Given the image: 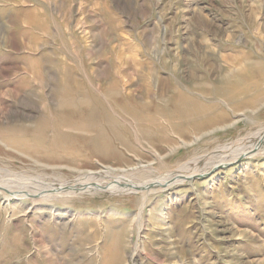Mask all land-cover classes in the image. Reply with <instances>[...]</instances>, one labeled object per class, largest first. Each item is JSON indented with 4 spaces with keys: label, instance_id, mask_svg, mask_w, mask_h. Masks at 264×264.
I'll use <instances>...</instances> for the list:
<instances>
[{
    "label": "rangeland",
    "instance_id": "1",
    "mask_svg": "<svg viewBox=\"0 0 264 264\" xmlns=\"http://www.w3.org/2000/svg\"><path fill=\"white\" fill-rule=\"evenodd\" d=\"M240 62L262 73L241 72ZM179 95L188 115L169 126ZM260 129L264 0H0L1 185L57 189L89 172L105 185L106 168L134 165L149 166L126 176L136 184L170 171L205 175L53 201L0 190V264H264ZM141 204L138 231L130 221Z\"/></svg>",
    "mask_w": 264,
    "mask_h": 264
},
{
    "label": "bare ground",
    "instance_id": "2",
    "mask_svg": "<svg viewBox=\"0 0 264 264\" xmlns=\"http://www.w3.org/2000/svg\"><path fill=\"white\" fill-rule=\"evenodd\" d=\"M241 63H243V65H241V67L238 65V64H241ZM237 65L240 67V68H243L242 70H241V72H243V70L244 71H246V73H251L252 74V72L254 71L253 69L254 68H256V66H255V64L254 63H250V64H248V63H244V62H240V63H238ZM248 64V65H247ZM236 70V69H235ZM238 70H239V68H238ZM256 71H258V72H260V73H262V71H259V70H257V68H256ZM255 72V71H254ZM231 74V73H230ZM229 75V74H228ZM226 77V76H225ZM229 77V76H228ZM176 80V79H175ZM229 79H225L224 80V83H226L227 81H228ZM181 85V84H180ZM140 86V85H139ZM175 86V85H174ZM225 86V85H224ZM177 87V86H176ZM176 87H174V88H176ZM230 85H226V89L224 88L223 89V91L226 93V97H228V98H231L232 97V95L234 94V92L235 91H233V90H231L230 88ZM178 88V87H177ZM189 89V88H188ZM235 89V88H234ZM243 89V88H242ZM65 90V89H64ZM229 90V91H228ZM232 92H231V91ZM61 91V90H60ZM242 91H245V89H243ZM68 92V91H67ZM106 92V91H105ZM174 92V91H173ZM182 92V91H181ZM216 92V95H220L219 93H220V90L218 89V90H216L215 91ZM61 93V92H60ZM60 93H58V94H60ZM64 93V92H63ZM223 93V92H222ZM149 94H151V93H149ZM65 95V94H64ZM87 95V94H86ZM104 95H106L105 93H104ZM109 95V94H108ZM114 95H116V94H114ZM172 95V94H171ZM201 95V94H200ZM66 96V95H65ZM117 96V95H116ZM119 96H120V94H119ZM149 96H151V95H149ZM173 96H176V95H173ZM170 97L172 100H173V103L172 104H170V110H168L167 108H166V111H168V112H166V117H164V120L165 121H167L166 123L170 126L172 123H173V121H175V120H173L174 118L175 119H180V118H182L183 117V119L185 118V117H187V115H188V109H187V107L189 106V100L188 99H186V97L185 96H182V95H179L178 97H177V99L174 101V97ZM187 96H188V94H187ZM88 97V96H87ZM62 98V97H61ZM106 98V97H105ZM113 97H111V98H108V99H112ZM131 98V100H132V98L133 97H130ZM140 98V97H139ZM206 98V97H205ZM88 99H89V97H88ZM97 99V98H96ZM101 99V98H100ZM100 99H99V101H100ZM102 99H103V97H102ZM107 99V98H106ZM134 99V98H133ZM144 99V98H143ZM148 99V98H147ZM232 99H233V97H232ZM258 99L259 98H257V100L256 99H254V100H251V102L252 103H254L255 105H256V101H258ZM74 100V99H73ZM90 100V99H89ZM130 100V101H131ZM141 100V99H140ZM163 100V99H162ZM171 100V101H172ZM64 101H66L65 102V105H69L68 103L70 102L69 100V102L67 101V100H64ZM63 101V102H64ZM88 101V100H87ZM112 101V100H111ZM121 101V100H120ZM119 101V102H120ZM124 101V100H123ZM161 101V100H160ZM170 101V102H171ZM232 101V100H231ZM230 101V102H231ZM68 102V103H67ZM72 102H74V101H72ZM71 102V103H72ZM81 101H79V103H80ZM83 103H84V100L82 101ZM90 101H88L86 104H88ZM101 102V101H100ZM107 102H108V100H107ZM110 102V101H109ZM250 102V103H251ZM256 102V103H255ZM70 103V104H71ZM94 103V102H93ZM118 103V102H117ZM124 103V102H123ZM129 103V102H128ZM191 103H192V101H191ZM248 103V102H247ZM249 103V104H250ZM81 104V103H80ZM102 104V103H101ZM112 104V103H111ZM130 104V103H129ZM143 104V103H142ZM194 104V103H193ZM232 104V103H231ZM84 105V104H83ZM115 105H116V103H115ZM146 105V104H145ZM153 105V104H152ZM228 105V104H227ZM235 105V104H234ZM237 105H239V103L237 104ZM244 105V104H243ZM248 105V104H247ZM246 105V106H247ZM90 106V105H89ZM99 106V105H98ZM117 106V105H116ZM125 106V105H124ZM149 106V105H148ZM169 106V105H168ZM192 106V105H191ZM194 106V105H193ZM252 106V105H251ZM57 107H59V105H57ZM62 107V106H61ZM64 107V106H63ZM73 107V106H72ZM77 107V106H76ZM94 107V106H93ZM96 107H97V105H96ZM100 107V106H99ZM102 107H103V105H102ZM153 107V106H152ZM233 107V106H232ZM237 107V106H236ZM240 107V106H239ZM69 108H71L70 106H69ZM78 108V107H77ZM79 108H80V106H79ZM104 108V107H103ZM103 108H102V110H103ZM108 108V107H107ZM116 108V107H115ZM151 108V107H150ZM149 107H148V110L150 109ZM229 108H230V106H229ZM249 108V107H248ZM251 108H253V107H251ZM254 108H256V107H254ZM253 108V109H254ZM60 109V108H59ZM110 109V108H109ZM130 109V108H129ZM222 109H223V107H222ZM61 110V109H60ZM74 110V109H73ZM78 110V109H77ZM113 110H114V108H113ZM143 110V109H142ZM142 110H139V111H142ZM191 110H192V107H191ZM231 110H232V108H231ZM234 110V109H233ZM237 110H238V107H237ZM99 111V110H98ZM97 111V112H98ZM107 111V110H106ZM134 111V110H133ZM241 111V110H240ZM243 111V110H242ZM92 112V111H91ZM146 112V111H145ZM157 112V111H156ZM236 112V111H235ZM234 112V113H235ZM238 112V111H237ZM236 112V113H237ZM79 113H81V112H79ZM90 113V112H89ZM99 113V112H98ZM102 113V112H101ZM100 113V114H101ZM123 113V112H122ZM190 113V112H189ZM228 113V112H227ZM233 113V112H232ZM249 113V112H248ZM68 114H69V112H68ZM76 114V113H75ZM82 114V113H81ZM88 114V113H87ZM93 114V113H92ZM99 114V115H100ZM107 114V113H106ZM109 114V113H108ZM223 114V113H222ZM85 115V114H84ZM83 115V116H84ZM236 115V114H235ZM60 116V115H59ZM112 116V115H111ZM162 116V115H161ZM164 116V115H163ZM221 116V115H220ZM246 116V115H245ZM62 117H63V115H62ZM104 117V116H103ZM102 117V118H103ZM123 117V116H122ZM143 117V116H142ZM148 117V116H147ZM150 117V116H149ZM157 117H158V115H157ZM174 117V118H173ZM229 117V116H228ZM88 118V117H87ZM91 118H92V116H91ZM90 118V119H91ZM108 118H109V116H108ZM133 118H134V116H133ZM222 118H223V116H222ZM221 118V119H222ZM230 118V117H229ZM59 119V118H58ZM105 119V118H104ZM115 119V118H114ZM122 119V118H121ZM127 119V118H126ZM135 119V118H134ZM231 119V118H230ZM236 119H238V118H236ZM92 120V119H91ZM90 120V121H91ZM100 120V119H99ZM103 120V119H102ZM109 120H110V118H109ZM188 120H189V117H188ZM188 120H187V122H188ZM154 122H155V120H153ZM183 121V120H182ZM212 121V120H211ZM64 122V121H63ZM97 122V121H96ZM99 122V121H98ZM106 122V121H105ZM105 122H104V124H105ZM225 122V121H224ZM66 123V122H65ZM72 123V122H71ZM102 123H103V121H102ZM109 123V122H108ZM113 123V122H112ZM208 123H209V121H208ZM93 124V126H94V123H92ZM147 124V123H146ZM206 124V123H205ZM214 124V123H213ZM223 124V123H222ZM228 124V123H227ZM66 125H68V123H66L65 124V127H66ZM185 125V124H184ZM63 126V125H62ZM72 126H76L75 124L74 125H72ZM81 126V125H80ZM107 126V125H106ZM115 126V125H114ZM185 126H187V124L185 125ZM203 126H204V124H203ZM208 126V125H207ZM211 126V125H210ZM221 126V125H220ZM227 126V125H226ZM226 126H224L225 128H226ZM230 126L231 125H228L227 127L228 128H230ZM263 126V125H262ZM64 127V126H63ZM71 127V126H70ZM113 127V126H112ZM180 127V126H179ZM191 127V126H190ZM205 127V126H204ZM209 127V126H208ZM224 127H222V128H224ZM67 128H68V126H67ZM72 128H74V127H72ZM71 128V129H72ZM76 128H78V126L76 127ZM83 128V127H82ZM86 128V127H85ZM97 127H95L94 129H96ZM116 128V127H115ZM118 128V127H117ZM174 128V127H173ZM176 128V127H175ZM188 128H189V126H188ZM75 129V128H74ZM89 129V128H88ZM92 129V128H91ZM139 129V128H138ZM177 129V128H176ZM184 129H185V127H184ZM191 129V128H190ZM212 129V128H211ZM103 130L104 129H102V131L101 132H103ZM117 130V129H116ZM181 130V129H180ZM192 130V129H191ZM193 130H195V129H193ZM260 130H262V131H260ZM259 130V132L257 131V133H256V137L258 136L259 137V139L258 140H260V142H261V140L263 141L264 140V129H260ZM89 131V130H88ZM111 131V130H110ZM138 131V130H137ZM183 131V130H182ZM92 132V131H91ZM93 133H95V132H93ZM104 133V132H103ZM106 133V132H105ZM109 133H111V132H109ZM115 133V132H114ZM124 133V132H123ZM177 133V132H176ZM179 133V132H178ZM182 134H184V133H182ZM113 135V134H112ZM180 135H181V133H180ZM187 135V134H186ZM253 135V136H254ZM116 136H118V135H116ZM180 137V136H179ZM25 139H26V137H24ZM204 138H207V137H204ZM108 139H109V137H108ZM114 139H115V137H114ZM191 139V138H190ZM103 141V140H102ZM111 141V140H110ZM139 141H141V140H139ZM143 141V140H142ZM183 141V140H182ZM20 142V141H19ZM29 142V141H28ZM35 142V141H34ZM145 142V141H144ZM186 142V141H185ZM187 142H189V141H187ZM30 143V142H29ZM32 143V142H31ZM108 143V142H107ZM21 145V144H20ZM140 145V144H139ZM187 145V144H186ZM257 145L259 146V144H258V142H257ZM26 146V145H25ZM123 146H124V144H123ZM150 146V145H149ZM171 146V145H170ZM258 146H256V144L255 145H252V146H250V147H246V148H243V149H239V150H237L236 151V155H235V157L232 159V160H219V161H216V163H215V165H213L212 166V168L210 169V170H212L215 166H217V167H219V166H222V165H225V164H227V162H229V161H233V160H236L238 157H240V156H243V155H247V154H249V153H251V151H252V153L254 152V151H256V150H259V148H258ZM40 147H42V146H40ZM127 147V146H126ZM174 147V146H173ZM28 148V147H27ZM125 148V147H124ZM128 148V147H127ZM150 148V147H149ZM153 148V147H152ZM168 148V147H167ZM151 149V148H150ZM169 149V148H168ZM172 149V148H171ZM38 150V149H37ZM149 150V149H148ZM35 151V150H34ZM124 151H126V149L124 150ZM37 152H39V151H37ZM164 152V151H163ZM260 152V151H259ZM36 153V152H35ZM37 154V153H36ZM39 154H41V153H39ZM38 154V155H39ZM45 154V153H44ZM37 155V156H38ZM42 155V154H41ZM90 155V154H89ZM88 155V156H89ZM91 155H92V153H91ZM114 156H116L115 154H114ZM158 157H159V155H157ZM164 156V155H163ZM57 157V156H56ZM59 159V158H58ZM52 160H53V158H52ZM56 162V161H55ZM58 162V161H57ZM146 162V161H145ZM141 164H139V166H140ZM185 165H181V166H179L178 165V167H177V169L176 170H179V171H181V170H183L182 168L184 167ZM108 167V166H107ZM128 167V166H127ZM149 167V166H148ZM147 166H140V167H137V165H134L133 167H130L129 169H127V170H125V169H122V168H118V169H115V168H106L107 170H104V173H106V175L107 174H109L110 176H111V178L110 179H112L113 181H111V182H107L105 185H103V183H100V182H96V180H95V178H94V176L93 175H95L97 172H89V173H86V174H84L85 176H84V178H82V179H84L83 180V183H79V184H75V185H72V186H67L66 184H64V183H60L59 184V188H57V189H53L52 188V186H51V184H47V185H43V186H37V187H35V191H28V190H26L27 189V187H24V188H13V189H11V187L12 186H10V187H5L4 185H1L0 184V190L1 191H6V193H8V195L6 196V198L7 199H16V200H21V199H23V200H27V199H32V200H37V199H40V201H53V200H57V199H60V200H64V198L66 199V198H72L76 193V191H81L82 193L83 192H86L87 190H95V191H103L104 190V192H108V193H117V192H121V193H123V192H135V190L136 189H144V191L146 190V191H148V190H152V187L155 185V187L154 188H161V189H167L169 186H173V184L175 185V184H177V183H184V181H182L180 178H179V176H181V174H179V173H176V174H174L173 172L174 171H170V172H168L169 174L168 175H165L164 177L162 176L161 178H157V179H153V180H150V181H148V182H145V183H143V184H136V183H133V182H131L128 178H126V176H131V175H136L135 173H138V172H140V169H142V170H145V169H147L148 168ZM164 166H161V168H163ZM223 167V166H222ZM181 169V170H180ZM186 169V168H185ZM164 170H166V169H164ZM172 170H175V168L174 169H172ZM135 172V173H134ZM99 173H101V172H99ZM125 173V174H124ZM141 173V172H140ZM166 174V173H165ZM114 176H118V177H114ZM186 177L187 179H190V178H192V177H195V176H198V174L196 173V171H193L191 174H187V175H183V177ZM141 179V178H140ZM78 181V180H77ZM141 182H142V180H141ZM33 183V182H32ZM43 183V182H42ZM38 185V184H37ZM6 186H8V185H6ZM94 187V188H93ZM5 189H7V190H5ZM15 189V190H14ZM67 190V191H66ZM51 191H56V192H51ZM151 193V192H150ZM32 194V195H31ZM52 194H58L57 196L56 195H52ZM38 195V196H37ZM30 197V198H29ZM147 197V196H146ZM57 198V199H56ZM144 199V198H143ZM8 201V200H7ZM142 207H143V204H141V206H140V208H139V212H138V214L134 217V218H132V220L130 221V223L131 224H136V226H139V229H138V231H140V224H141V217H142ZM207 213H209V211L207 212ZM211 213V212H210ZM130 224V225H131ZM221 224V223H220ZM222 226H224V224H221ZM138 228V227H137ZM137 235H138V233H137ZM123 238H124V236H123ZM220 240H222L221 238H220ZM131 243V242H130ZM134 247L136 248L137 247V244L136 243H134ZM167 253H169L170 255H175L176 254V252H167ZM179 254V253H178ZM231 255H233V256H235V254L234 253H232ZM237 258H239V256L237 257ZM103 264V263H102Z\"/></svg>",
    "mask_w": 264,
    "mask_h": 264
},
{
    "label": "water",
    "instance_id": "3",
    "mask_svg": "<svg viewBox=\"0 0 264 264\" xmlns=\"http://www.w3.org/2000/svg\"><path fill=\"white\" fill-rule=\"evenodd\" d=\"M259 144H260V141H259ZM214 169H216V168H213L212 170H214ZM210 174V173H209ZM203 176H205V175H200V174H198V176H195V177H192V178H190V179H186L185 177H183V175L182 176H179V178L182 180V181H190V180H192V179H200V178H202ZM140 191V190H139Z\"/></svg>",
    "mask_w": 264,
    "mask_h": 264
}]
</instances>
